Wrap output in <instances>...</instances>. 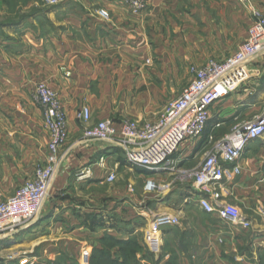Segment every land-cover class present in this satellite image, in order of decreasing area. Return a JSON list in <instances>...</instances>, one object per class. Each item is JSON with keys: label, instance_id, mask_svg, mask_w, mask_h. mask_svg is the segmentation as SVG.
Listing matches in <instances>:
<instances>
[{"label": "crops", "instance_id": "crops-1", "mask_svg": "<svg viewBox=\"0 0 264 264\" xmlns=\"http://www.w3.org/2000/svg\"><path fill=\"white\" fill-rule=\"evenodd\" d=\"M146 3L144 11L133 13L124 0H55L53 5L0 0V202L48 159L43 110L33 99L38 83L59 95L68 127L40 214L15 232L0 234V264H80L83 254L88 264L100 256L111 264H146L147 252L156 264H165L166 246L172 253L176 233L181 238L186 223L200 217L216 221L203 229L216 251L209 253L210 264L243 261L248 246L255 254L264 252V136L248 144L237 162L240 174L220 189V201L236 206L248 229L201 210L193 183L131 167L121 148L83 137L82 106L90 109L92 124L109 119L119 128L125 119L157 120L178 97L180 78H187L186 85L191 81V65L225 60L245 41L254 15H264V0ZM250 70L237 92L211 107L201 137L182 144L173 156L178 169L198 165L210 137L223 138L233 125L259 113L251 102L255 95L264 97V53ZM133 168L138 179L153 178L164 190L148 193L145 184H112L116 173L114 181L106 180L119 170L132 180ZM103 187L107 195L99 192ZM160 214L178 218L179 225L161 230L155 252L147 231Z\"/></svg>", "mask_w": 264, "mask_h": 264}, {"label": "built area", "instance_id": "built-area-1", "mask_svg": "<svg viewBox=\"0 0 264 264\" xmlns=\"http://www.w3.org/2000/svg\"><path fill=\"white\" fill-rule=\"evenodd\" d=\"M43 1L47 5L55 4V0ZM124 1L133 13L142 12L147 7L146 0ZM99 15L108 17L105 11H100ZM263 53L264 15L255 14L247 37L237 50L223 61L210 60L199 69L191 70L189 84L164 108L157 120L145 123L123 120L119 128L109 119L92 124L90 109L82 106L78 119L84 124L83 137L121 148L131 167L153 174H172L180 181L193 183L201 195L198 199L201 210L217 215L225 224L248 229L250 224L241 218L239 209L220 201V189L240 174L237 162L248 144L264 136V106L249 120L233 125L223 138L210 137L209 149L192 170L178 169L173 156L182 144L201 137L211 107L237 92L249 80L250 64ZM33 99L43 110L49 155L45 163L34 166L30 180L0 202V234L13 233L39 216L57 171L59 151L68 137L67 116L59 95L45 83H38ZM106 180L114 181L115 174L108 175ZM164 188L153 178L146 180L144 185L148 193H161ZM261 213L264 216V209ZM178 225L176 217L154 215L147 231L151 250H158L161 230ZM24 264L35 263L25 261ZM80 264H88L87 254H83Z\"/></svg>", "mask_w": 264, "mask_h": 264}, {"label": "rangeland", "instance_id": "rangeland-1", "mask_svg": "<svg viewBox=\"0 0 264 264\" xmlns=\"http://www.w3.org/2000/svg\"><path fill=\"white\" fill-rule=\"evenodd\" d=\"M146 6H147V3H146ZM203 65H200V66L191 65L189 67L190 77H192L191 70H194V69L197 70ZM186 81H187V78H180V89H179V92L175 94L176 97L179 96L181 92L186 88L187 86ZM255 96L256 98H254L253 103L251 102V105L258 104V105H255V107H260L259 109L260 111L264 106V97H262V99H259L257 95ZM249 119L250 117H248L246 120H243L242 122H245ZM193 166L195 165L193 164L189 167L187 166V168H183V171L188 172L194 168ZM115 173L117 174V179L112 184H145L144 179L137 178V175L139 174L137 169L133 168V173H132L133 179L132 180H131V177L125 176L124 174H122V177H121L120 170L118 172H114V174ZM108 191H109L108 187H103L99 189V192L104 195H107ZM95 193H97V190L95 191ZM215 223L216 221H210L209 219H207V217H200V218H197L196 220H193V222H190L189 224L186 223V225H188L186 226L187 227L186 233L181 238H180L181 234L176 233L177 236H179V241L176 243L175 246H173L175 250L174 251L172 250L173 252L171 253L170 246H166L167 248L163 251V254L168 255L167 260L165 261L166 262L165 264H210L209 257L213 255L214 252L216 251H214V248H213L214 246L213 240H209L208 238H206V236L204 235L205 231L203 229H206L208 227L212 228V226ZM203 246L204 247L209 246L208 249L210 248V250L209 251L204 250ZM210 252H211V255L209 254ZM244 253H245V260L243 261L238 257L235 259L232 258L230 260H227L225 258V261H222V262L220 261V262L221 264H264V252L260 254L259 253L255 254L254 252L250 250L248 246L244 248ZM152 255L153 254H150L149 252L146 253V259H147L146 264H156ZM99 264H111V263L100 260ZM119 264H136V262H134L133 260H130V261L127 260ZM211 264H215V263L211 262Z\"/></svg>", "mask_w": 264, "mask_h": 264}, {"label": "trees", "instance_id": "trees-1", "mask_svg": "<svg viewBox=\"0 0 264 264\" xmlns=\"http://www.w3.org/2000/svg\"><path fill=\"white\" fill-rule=\"evenodd\" d=\"M101 255H102V254H101ZM99 256H100V255H99ZM102 257H103V256L98 257L97 260L94 261L92 264H99V261H100V260H101V261H104Z\"/></svg>", "mask_w": 264, "mask_h": 264}]
</instances>
